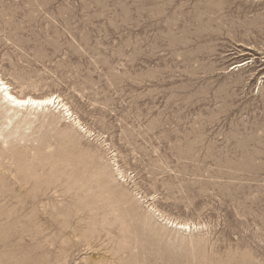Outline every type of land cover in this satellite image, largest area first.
<instances>
[{
    "label": "rangeland",
    "instance_id": "374dc122",
    "mask_svg": "<svg viewBox=\"0 0 264 264\" xmlns=\"http://www.w3.org/2000/svg\"><path fill=\"white\" fill-rule=\"evenodd\" d=\"M0 76V264H264V0H0Z\"/></svg>",
    "mask_w": 264,
    "mask_h": 264
},
{
    "label": "bare ground",
    "instance_id": "6f19581e",
    "mask_svg": "<svg viewBox=\"0 0 264 264\" xmlns=\"http://www.w3.org/2000/svg\"><path fill=\"white\" fill-rule=\"evenodd\" d=\"M240 65V64H239ZM0 82H2V84H0V89H2V93H3V98L6 99L12 106L15 107H32V108H40L42 107L44 104H48L50 102H52L53 97L49 96V97H45V98H36L33 96H26V97H21L19 95L14 94L11 89H10V85L7 84V82L3 81V78L0 76ZM6 85L7 87L4 88L3 86ZM14 98V99H12ZM17 101H23L25 103H17ZM181 228H185L187 226L185 225H181Z\"/></svg>",
    "mask_w": 264,
    "mask_h": 264
},
{
    "label": "snow or ice",
    "instance_id": "6c2138e0",
    "mask_svg": "<svg viewBox=\"0 0 264 264\" xmlns=\"http://www.w3.org/2000/svg\"><path fill=\"white\" fill-rule=\"evenodd\" d=\"M0 84H2V82H0ZM3 87L6 88L7 86L4 85ZM12 99H14V98H12ZM17 103H25V102H23V101H17Z\"/></svg>",
    "mask_w": 264,
    "mask_h": 264
}]
</instances>
